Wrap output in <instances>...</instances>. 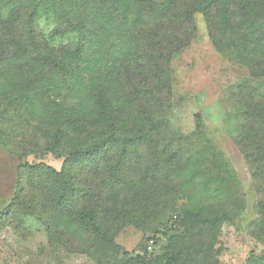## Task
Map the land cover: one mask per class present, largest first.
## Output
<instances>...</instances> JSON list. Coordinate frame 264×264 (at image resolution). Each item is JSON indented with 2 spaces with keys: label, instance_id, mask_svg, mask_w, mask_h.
<instances>
[{
  "label": "trees",
  "instance_id": "obj_1",
  "mask_svg": "<svg viewBox=\"0 0 264 264\" xmlns=\"http://www.w3.org/2000/svg\"><path fill=\"white\" fill-rule=\"evenodd\" d=\"M42 8L55 23L48 36L39 29ZM196 13L219 52L264 77V0H0V76L12 85L2 94L10 92L5 129L16 133L14 113L24 110L55 122L47 151L67 146L58 170L16 166L0 220L19 208L43 224L50 247L95 264L213 263L220 227L243 213L244 193L200 115L183 134L164 112L166 67L194 37ZM18 66L26 67L28 85L13 90L26 85L13 84ZM60 82L71 86V100L42 98ZM240 90L234 142L258 195L251 233L263 248L246 264H264V94ZM176 209L184 234L171 236L160 256H131L115 243L123 229H155Z\"/></svg>",
  "mask_w": 264,
  "mask_h": 264
},
{
  "label": "rangeland",
  "instance_id": "obj_2",
  "mask_svg": "<svg viewBox=\"0 0 264 264\" xmlns=\"http://www.w3.org/2000/svg\"><path fill=\"white\" fill-rule=\"evenodd\" d=\"M38 23L41 33L48 36L55 24L52 12L42 8ZM193 25L194 37L171 58L166 67L170 74L171 93L165 98L167 101L164 112L170 125L183 134L194 130L195 114L198 113L205 133L231 163L241 192L244 193V211L233 224L226 223L220 227L211 264H246L252 252L260 254L263 248L251 233L258 218L254 208L258 195L253 189L243 155L234 142L240 121L237 100L240 97V88L245 89V93L256 89L260 94H264V77L252 76L230 51L219 52L212 43L201 14L194 15ZM71 37L72 34L55 38L53 44H65ZM16 68L15 72L18 74L14 75L16 82L13 84L26 85H21L20 89L14 85L13 90L25 89L28 82L23 70L26 67ZM1 76L0 110L3 109L0 111V200H6L13 193L15 169L18 164L42 163L58 170L67 146L61 145L55 152L47 151L55 122L29 115L20 108V111H15L14 116L21 127L16 133H12L14 130L9 128L5 129L4 106L7 107L6 103H9L7 98H10V92L5 96L2 94L4 87L12 85L4 86L5 79ZM67 83L60 82L57 88L46 89L42 98L48 101L71 100V93L67 89L70 85ZM28 94L35 96L36 92ZM35 103L38 106L46 104L40 100ZM1 143L9 147L14 154H8L6 146ZM25 179H29V174L25 175ZM184 231L182 215L179 209H176L167 214L155 229H123L115 237V243L131 256L139 255L149 259L163 254L170 237L183 235ZM150 240L151 248L148 247ZM207 262L209 260H206L205 264ZM0 264L95 263L85 254H70L59 247H50L43 224L16 208L0 220Z\"/></svg>",
  "mask_w": 264,
  "mask_h": 264
},
{
  "label": "built area",
  "instance_id": "obj_3",
  "mask_svg": "<svg viewBox=\"0 0 264 264\" xmlns=\"http://www.w3.org/2000/svg\"><path fill=\"white\" fill-rule=\"evenodd\" d=\"M152 240L149 241V248H151Z\"/></svg>",
  "mask_w": 264,
  "mask_h": 264
}]
</instances>
